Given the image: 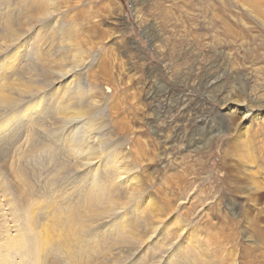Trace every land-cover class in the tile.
<instances>
[{"label":"rangeland","instance_id":"obj_1","mask_svg":"<svg viewBox=\"0 0 264 264\" xmlns=\"http://www.w3.org/2000/svg\"><path fill=\"white\" fill-rule=\"evenodd\" d=\"M249 2L0 0V201L33 205L46 262L264 264Z\"/></svg>","mask_w":264,"mask_h":264},{"label":"bare ground","instance_id":"obj_2","mask_svg":"<svg viewBox=\"0 0 264 264\" xmlns=\"http://www.w3.org/2000/svg\"><path fill=\"white\" fill-rule=\"evenodd\" d=\"M253 2L257 6L256 9L262 4L261 0H253ZM249 3H252V0ZM84 131L89 135L90 141L96 139L92 138V133L86 126ZM113 171L114 167L111 166L109 175ZM105 190V187H100L99 193L95 194L96 201L104 197ZM6 196L8 195H5L4 191V197ZM89 201L92 202L90 197ZM31 206L33 205L26 201L19 204L13 200L5 203L0 201V264H60L57 259L46 262L44 253L48 254L47 241L38 232L39 220L32 214ZM70 219L68 223L72 224L74 220Z\"/></svg>","mask_w":264,"mask_h":264}]
</instances>
